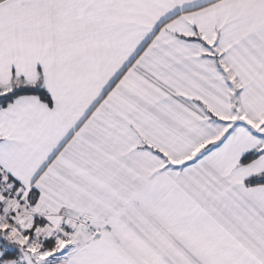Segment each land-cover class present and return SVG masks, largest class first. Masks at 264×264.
I'll use <instances>...</instances> for the list:
<instances>
[{
	"label": "snow or ice",
	"instance_id": "snow-or-ice-1",
	"mask_svg": "<svg viewBox=\"0 0 264 264\" xmlns=\"http://www.w3.org/2000/svg\"><path fill=\"white\" fill-rule=\"evenodd\" d=\"M0 264H264V0H0Z\"/></svg>",
	"mask_w": 264,
	"mask_h": 264
}]
</instances>
